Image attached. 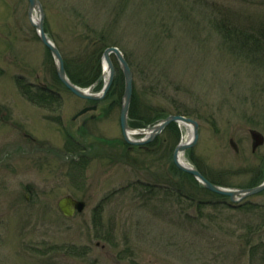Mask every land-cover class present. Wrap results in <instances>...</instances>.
I'll list each match as a JSON object with an SVG mask.
<instances>
[{"label": "rangeland", "instance_id": "rangeland-1", "mask_svg": "<svg viewBox=\"0 0 264 264\" xmlns=\"http://www.w3.org/2000/svg\"><path fill=\"white\" fill-rule=\"evenodd\" d=\"M41 2L65 60L87 54L86 37L102 39L128 60L142 108L199 122L186 163L229 188L264 182V145L254 149L252 137H264V58L247 39L227 40L222 25L264 36V0ZM56 75L28 0H0V264H264V192L232 204L189 183L179 191L164 154L189 141L186 126L128 159L121 104L74 121L88 102ZM19 79L53 89L61 105H36ZM67 195L85 211L65 217Z\"/></svg>", "mask_w": 264, "mask_h": 264}, {"label": "water", "instance_id": "water-1", "mask_svg": "<svg viewBox=\"0 0 264 264\" xmlns=\"http://www.w3.org/2000/svg\"><path fill=\"white\" fill-rule=\"evenodd\" d=\"M29 2V17L32 25L37 29L38 35L42 43L51 52L57 66V74L62 84L74 95L79 98L89 101H102L109 93L116 76V67L113 61V57L116 58L120 69L125 78V90L122 101L121 110V127L123 130L125 140L134 145H145L151 143L157 136L164 132L171 124L177 123L184 125L191 129V139L188 143H180L175 151L173 160L175 165L183 172L194 176L199 183H201L209 191L230 198L234 203L241 202L243 199L264 192V182L254 188L249 189H230L221 187L210 182L202 173L195 167L187 164L183 160L184 153L193 147H195L200 137V124L198 121L192 118H188L180 115H171L158 124L148 127L146 129H132L129 126V113L134 96V73L131 69L129 62L127 61L123 52L117 47H108L104 51L103 65L104 71L102 79L106 78L104 88L99 93H94L91 86L89 88H82L74 84L69 78L63 55L58 46L50 39L45 30V12L41 0H28ZM39 12L40 18L37 17L35 21L34 13ZM97 110V107H88L79 113V116L86 114L87 112ZM130 134L145 135V139L140 141H134L131 139ZM252 137L255 140L254 149L264 145V137L257 132H252ZM233 144V143H232ZM59 209L63 215L67 218H73L77 213H82L86 208L85 201H79L68 195L62 198L58 203Z\"/></svg>", "mask_w": 264, "mask_h": 264}, {"label": "trees", "instance_id": "trees-1", "mask_svg": "<svg viewBox=\"0 0 264 264\" xmlns=\"http://www.w3.org/2000/svg\"><path fill=\"white\" fill-rule=\"evenodd\" d=\"M222 25H224L223 34L227 38V40L230 39V41H232L233 39L232 42H234L233 44L236 45L237 43H239L238 42L239 40L247 39L250 41V43H254V46L252 48L249 47L248 49L253 52H257V53L259 52L260 56L264 58V36L262 35L263 33L255 34V33L245 32L243 29L242 30L238 29L237 26L236 27L234 26L233 28H229L230 24L228 22L227 24H222ZM85 43H86L85 48H86L87 54L85 55L83 54L82 56L80 55L79 57H76V59H70V60L66 59L65 66H66L67 74L69 78L71 79V81L76 85L87 88L97 83L102 76V72H103L102 57H103V53L105 49L108 48L107 47L108 45L104 40L102 41V39H93L92 37H89V36L86 37ZM114 63L116 66L117 73L115 76L113 86L110 89L109 94L106 97L107 100H110L112 102L111 106L113 107L117 105L120 106L123 93H124V87H125V79H124L123 73L116 59H114ZM55 78H56L55 81L57 82V84L64 87L57 75L55 76ZM19 84H20V88H21L23 95H25L28 99H30V101H32L36 105L44 106L46 108L47 107L50 108L53 105H61L60 96H58L56 91H54L53 89L47 88V87H36V86L26 83L25 80H22V79H19ZM99 85L96 87V90L101 89ZM176 113L178 115H184L187 117L191 115L189 113H182L178 111ZM172 114L173 112L163 111L162 109H159V108L158 109L142 108L140 106V100L138 96L136 95V93H134V97H133V101H132V105L130 109V125L133 128H145L147 126L154 125L155 123L160 122L161 120L167 118L168 116ZM167 131L170 132L174 136H177V135L179 136V133H180L179 127L177 124L170 125ZM161 144L163 145V142L161 141V139H158L155 142H153L151 146H154V145L159 146L158 147L159 149ZM173 152H174V147L172 148L168 147L167 154H164V155H166V157L168 158V163H167L168 169L170 170V172H174L175 177L178 179L177 183L179 184V187H178L179 191L182 190V188L185 186V183H189L191 187L193 188L198 187L197 191L199 194L212 196V197L217 198L218 200L222 199L221 196L207 191L193 178V176L180 171L173 163ZM145 153L146 155H149V154L151 155L152 151H146ZM189 156L190 157L193 156L192 151H189ZM199 170L211 182L218 184V185H223L224 181L212 179L210 176L204 173L200 168ZM257 178H258L257 181L255 180L253 181V183L256 182L254 184L252 183L253 186H257V184L261 183L259 181L260 175H257ZM145 187L149 188V186H145ZM193 190L195 191V189ZM150 191H154L153 187L152 189H150Z\"/></svg>", "mask_w": 264, "mask_h": 264}, {"label": "flooded vegetation", "instance_id": "flooded-vegetation-1", "mask_svg": "<svg viewBox=\"0 0 264 264\" xmlns=\"http://www.w3.org/2000/svg\"><path fill=\"white\" fill-rule=\"evenodd\" d=\"M107 101V98L106 99H104L103 101H101V102H96V101H87L88 102V106H86L85 108H88V107H94V106H96L97 107V110H94L93 112H98V111H100L101 109H107V111H108V109H109V107L111 106V104H112V102L109 100L108 101V103L110 104V106L109 107H106V105H105V107L103 108L102 107V104L103 103H105ZM111 107H113V106H111ZM84 108V109H85ZM83 110V109H82ZM107 111H105L107 114H108V112ZM90 113V112H89ZM92 113V112H91ZM85 116V115H84ZM81 117H83V116H81ZM81 117H79V113L77 114V115H75V117H74V121H76L77 119H79V118H81ZM91 119H96V116L95 115H92L91 116ZM87 120H85L83 123H82V127H86L87 126ZM129 126L131 127V125H130V121H129ZM68 138H70L71 140H72V138L71 137H68ZM158 139H160L158 136L155 138V141L156 140H158ZM154 141V142H155ZM72 142H73V144H71L70 142H69V145H68V148H73V146L75 147V144L74 143H76V141H74V139L72 140ZM163 142V141H162ZM76 144H78V143H76ZM122 144H124L126 147H127V151H126V155L128 156L129 155V151H131V149L133 150L134 148H135V146H138V145H134V144H130V143H128L126 140H125V138H124V140H123V142H122ZM149 145H151V144H149ZM78 146H79V144H78ZM137 148V147H136ZM135 148V149H136ZM142 148H144V149H146V151H151V149H149L147 146H144V147H142ZM154 149V148H153ZM155 150V149H154ZM161 151H162V149H161ZM163 152V151H162ZM165 152V151H164ZM128 153V154H127ZM80 157H83L81 154H80ZM128 159L130 158L129 156L127 157ZM79 161V160H78ZM253 183V182H252ZM252 183H251V185H252ZM254 183H256V182H254ZM253 183V184H254ZM253 186V185H252ZM228 200V199H227Z\"/></svg>", "mask_w": 264, "mask_h": 264}, {"label": "bare ground", "instance_id": "bare-ground-1", "mask_svg": "<svg viewBox=\"0 0 264 264\" xmlns=\"http://www.w3.org/2000/svg\"><path fill=\"white\" fill-rule=\"evenodd\" d=\"M35 21H37V17L35 16ZM171 116V115H170ZM169 117V116H168ZM167 117V118H168ZM166 119V118H165ZM193 119V118H192ZM164 120V119H163ZM162 120V121H163ZM173 124H176V123H173ZM172 125V124H171ZM180 127H182V126H184V125H179ZM188 128V130H189V134L191 133L190 131H191V129L189 128V127H187ZM190 139H191V134H190ZM190 139H189V141H190ZM188 141V142H189ZM188 142H185V141H183V142H181V143H183V144H186V143H188ZM184 160V159H183ZM203 174V173H202ZM204 175V174H203ZM205 176V175H204ZM206 177V176H205Z\"/></svg>", "mask_w": 264, "mask_h": 264}]
</instances>
